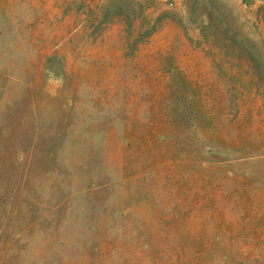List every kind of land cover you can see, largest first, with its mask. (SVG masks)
<instances>
[{"label":"rangeland","instance_id":"obj_1","mask_svg":"<svg viewBox=\"0 0 264 264\" xmlns=\"http://www.w3.org/2000/svg\"><path fill=\"white\" fill-rule=\"evenodd\" d=\"M0 264H264V0H0Z\"/></svg>","mask_w":264,"mask_h":264},{"label":"built area","instance_id":"obj_2","mask_svg":"<svg viewBox=\"0 0 264 264\" xmlns=\"http://www.w3.org/2000/svg\"><path fill=\"white\" fill-rule=\"evenodd\" d=\"M166 1H168V2H172L173 0H166Z\"/></svg>","mask_w":264,"mask_h":264}]
</instances>
